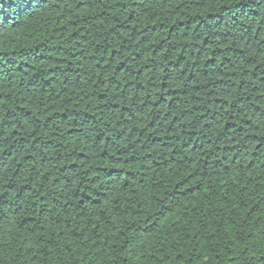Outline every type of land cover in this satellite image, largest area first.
<instances>
[{
	"label": "trees",
	"instance_id": "obj_1",
	"mask_svg": "<svg viewBox=\"0 0 264 264\" xmlns=\"http://www.w3.org/2000/svg\"><path fill=\"white\" fill-rule=\"evenodd\" d=\"M0 264H264V0H0Z\"/></svg>",
	"mask_w": 264,
	"mask_h": 264
}]
</instances>
